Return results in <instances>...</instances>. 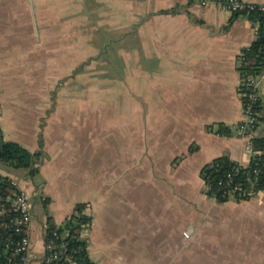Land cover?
<instances>
[{
    "label": "crops",
    "instance_id": "obj_1",
    "mask_svg": "<svg viewBox=\"0 0 264 264\" xmlns=\"http://www.w3.org/2000/svg\"><path fill=\"white\" fill-rule=\"evenodd\" d=\"M231 17L190 0H0L2 133L46 155L24 177L0 165L33 194L28 264H41L48 217L61 224L78 203L91 217L95 264L264 263V191L240 201L228 237L184 235L195 230L197 207L217 203L201 168L221 155L250 162L236 128L244 117L237 58L256 27ZM94 66L100 100L116 98L117 129L93 118ZM219 124L232 134L216 133Z\"/></svg>",
    "mask_w": 264,
    "mask_h": 264
},
{
    "label": "built area",
    "instance_id": "obj_2",
    "mask_svg": "<svg viewBox=\"0 0 264 264\" xmlns=\"http://www.w3.org/2000/svg\"><path fill=\"white\" fill-rule=\"evenodd\" d=\"M202 6L216 5L220 9L235 13L244 9L253 10L261 9L264 11V3L248 2L246 0H194ZM239 63H243V58L238 59ZM242 85L245 91L242 92L244 97V117L237 124V132L240 136L247 138V147L250 152V162L256 151L253 149L252 137L256 136V131L262 130L264 133V120L260 117L264 116V111L260 112L255 107V102L261 100L264 105V66L261 71L255 72L247 70L242 79ZM242 164L236 167V171L241 168H247L250 165ZM247 177L249 186L241 183H232V172L227 174L228 179H222L219 184L224 189V195L230 200H249L258 195L255 185L259 169L250 170ZM253 172V173H252ZM254 174V175H252ZM14 190L9 194L0 193V227H4L9 231V235L5 238L4 250L8 253L14 264H28L32 251V239L30 236V224L33 219L32 197L33 194L20 186L19 180L10 177ZM228 187V188H226ZM205 188H210L205 185ZM214 199V197H212ZM86 213V211L84 210ZM90 223H83L82 230L78 236L79 240L86 241V232ZM193 229V227H192ZM68 230L59 231L55 228L50 234L44 229L45 249L41 258V264H95L89 254H83L84 247H74L69 244L67 236ZM186 237L191 236L190 230H185ZM87 257V259H86Z\"/></svg>",
    "mask_w": 264,
    "mask_h": 264
},
{
    "label": "trees",
    "instance_id": "obj_3",
    "mask_svg": "<svg viewBox=\"0 0 264 264\" xmlns=\"http://www.w3.org/2000/svg\"><path fill=\"white\" fill-rule=\"evenodd\" d=\"M193 1L194 0H190L191 3ZM240 16L250 19L256 27L255 40L249 46L244 47L237 58H243V63L238 62V69L241 74L239 92L242 95V92L246 90L242 85L244 73L247 70H253L255 72L261 71L264 66V11L257 8L253 10L244 9L243 11L232 13L230 23ZM242 101L244 105L243 96ZM255 107L260 112L264 111V105L261 100L255 102ZM260 119L264 120V116H261ZM214 131L220 135L230 136L232 134L231 127L224 124H219ZM251 140L256 154L253 155L249 167L241 168L239 171H236L239 162L231 159L228 155H221L215 157L201 168L200 176L204 180L205 185L210 187L209 189L204 187L206 195L214 197V199L220 203L228 201L229 198L224 195V189L222 185L219 184V181L228 179L227 174L232 172L233 182H231V184L241 183L244 186H249L250 184L248 183L247 177L250 174L249 171H254L255 168L259 169L255 187L257 190L264 191V133L263 135L252 137ZM193 150V147L190 148V151ZM45 157V152L42 149L34 152L18 142L6 141L0 126V165L10 167L14 170L23 169L30 174H34L38 170L39 163L42 162ZM13 190L14 186L11 183L10 176L0 173V193L9 194ZM84 210L85 203H78L72 215L61 224H57L52 217H48L46 232L50 234L55 228H58L59 231L62 232L68 230L69 235L67 236V240L69 244L74 247L86 248L82 255H87V242L78 239L82 230V224L89 223L91 220V217L85 213ZM7 235H9V231L3 226L0 227V264H14L8 253L4 250L5 238Z\"/></svg>",
    "mask_w": 264,
    "mask_h": 264
},
{
    "label": "rangeland",
    "instance_id": "obj_4",
    "mask_svg": "<svg viewBox=\"0 0 264 264\" xmlns=\"http://www.w3.org/2000/svg\"><path fill=\"white\" fill-rule=\"evenodd\" d=\"M94 57L99 58L100 56L94 55ZM94 65H96V62L98 59H94ZM61 65L64 66V63L61 62ZM68 66V63L65 64V67ZM80 67L77 68L79 71L80 68L81 70H84V63L82 62ZM62 67V68H65ZM109 73H115V70H110L108 71ZM85 71H82V75L79 76L80 79L78 80H85L84 74ZM101 70L99 68H96L94 66V69L92 70V77H93V87H92V93L96 97L93 98L92 101V108H93V118H96L97 124H107L110 129L114 130L117 129L118 126H120V121H119V110L117 109V102L115 100H111L108 102L106 99L103 101L100 100V93H101ZM84 77V78H83ZM113 77V76H112ZM110 77V79H114ZM110 81V84L112 82ZM84 82V81H83ZM114 83V82H113ZM115 84V83H114ZM117 85H114L111 89V87L106 90L109 95L113 94L116 95L117 92ZM70 88L69 85L65 87L66 90ZM113 91V92H112ZM68 92V91H66ZM107 117V118H106ZM119 121V122H118ZM115 139L118 134L114 132ZM16 175H19L21 177H24V170H16L14 172ZM33 179L35 182H38L40 180V176L33 175ZM215 200V199H214ZM216 201V200H215ZM242 204H240V201H235L233 200L232 202H224L220 203L217 201L215 202H210L208 203H203L201 206L197 207V211L199 212L198 215V220L193 222V224L196 226L194 232H192V227H190L187 230L191 231V236L193 237H213V236H220V237H228V227L229 223L232 219V217L235 216V212H242L241 210ZM164 210V209H162ZM241 210V211H240ZM243 213V212H242ZM162 214L158 213V217H160ZM164 216V215H162ZM165 221V219H162L161 221L158 222V225L162 224ZM193 233V234H192ZM185 237V236H184ZM42 246L37 245L35 247L34 251L40 252L42 249ZM34 264H39V262H34ZM236 264H250V263H245V262H237ZM251 264H264L261 262H256V263H251Z\"/></svg>",
    "mask_w": 264,
    "mask_h": 264
}]
</instances>
